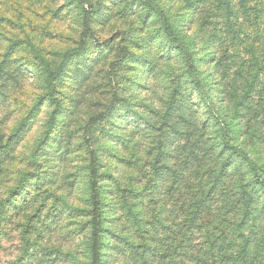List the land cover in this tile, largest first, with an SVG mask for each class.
<instances>
[{
	"label": "rangeland",
	"instance_id": "1",
	"mask_svg": "<svg viewBox=\"0 0 264 264\" xmlns=\"http://www.w3.org/2000/svg\"><path fill=\"white\" fill-rule=\"evenodd\" d=\"M155 1L194 52L216 112L250 132L264 176V69L260 93L242 85L264 66V0ZM148 11L141 0H0V264H92L91 151L100 264H264V187L250 189V220L230 221L215 121ZM219 219L228 237L212 256Z\"/></svg>",
	"mask_w": 264,
	"mask_h": 264
},
{
	"label": "trees",
	"instance_id": "2",
	"mask_svg": "<svg viewBox=\"0 0 264 264\" xmlns=\"http://www.w3.org/2000/svg\"><path fill=\"white\" fill-rule=\"evenodd\" d=\"M144 5L148 8V13L156 16L157 19L161 21L163 29L165 31V35L167 36L168 41L170 42V46L172 52H177V54L181 57L183 63L185 64V68L188 70L192 78L193 87L198 91L199 98L201 99L202 103L206 106V109L209 111L210 118L207 119L208 123H211V120L214 119V134L217 140V145L213 148V153L215 156L216 167L218 171L217 179L220 184L219 185V195L220 193L227 194L228 200L231 201V206H234L231 220L238 221L240 225L245 224L253 215V201H255V196L252 189L257 187H264V176L262 168L258 163L257 159L251 157V155L247 152L246 148L248 146L247 137L250 132L244 130V126H231L230 120L227 118V113L221 115L216 112L215 105H214V98L211 96L209 91L206 88L205 79L201 77V73L198 69V61L194 55V52L183 42L181 41L176 35L174 25L170 21L169 16L166 14L164 8L158 4L155 0H141ZM227 5H230L229 1L227 0ZM86 4H91V0H79V5L81 7H85ZM91 14L92 10H87L84 15V30L83 34L84 37L86 34L90 33L92 30L91 28ZM86 46V41L83 39L81 44V48ZM70 56V53L67 55L65 59ZM65 61V60H64ZM63 61V63H64ZM63 64L61 65V67ZM241 67H245L242 65ZM246 68V67H245ZM61 68L52 72V76L49 77L47 80V94L42 97V102L48 100L51 102L53 99L52 91L56 89L55 81L56 78L61 74ZM249 69L253 70L256 69L257 71L250 75V80L245 79L242 85H244L243 89L248 93L251 91V94L260 93L258 90L260 89V77L263 75L262 71L264 66L260 64L254 63L252 67ZM249 77V76H248ZM257 80V81H256ZM243 90V91H244ZM231 99L230 97H227ZM233 119H242L244 116L239 114H233ZM228 120H227V119ZM211 119V120H210ZM239 125V124H238ZM97 154L94 151H91V182H92V189L94 192L93 199H94V209L92 213V227L91 233L93 237V244H92V264H100V250L102 245V228L100 224V205L98 198V182H99V172L97 169ZM221 178L231 180L233 178L232 183H236V181L240 182V187L244 189V192L241 194L230 190V186H225V180L223 182L220 180ZM252 182H254L252 184ZM234 186V184H233ZM223 188V189H220ZM251 189V190H250ZM250 191V192H249ZM217 233H218V241L215 244L211 243L210 252L213 256L214 253L225 249L226 241H227V229L223 226V221L219 219V225L217 226ZM243 239L245 242H248V239L245 238L244 234H242ZM215 239V240H217ZM223 239V240H222ZM217 245V248L215 247ZM246 248H243V253H246Z\"/></svg>",
	"mask_w": 264,
	"mask_h": 264
}]
</instances>
